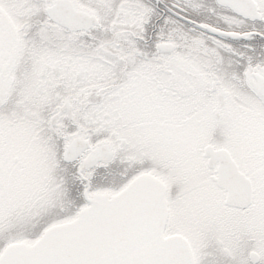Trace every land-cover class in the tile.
<instances>
[{
	"label": "snow or ice",
	"instance_id": "obj_1",
	"mask_svg": "<svg viewBox=\"0 0 264 264\" xmlns=\"http://www.w3.org/2000/svg\"><path fill=\"white\" fill-rule=\"evenodd\" d=\"M0 264H264V0H0Z\"/></svg>",
	"mask_w": 264,
	"mask_h": 264
}]
</instances>
